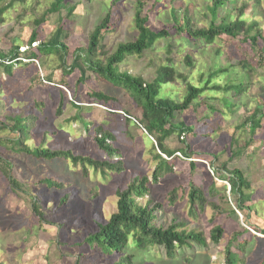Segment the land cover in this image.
I'll return each instance as SVG.
<instances>
[{
    "label": "rangeland",
    "instance_id": "1",
    "mask_svg": "<svg viewBox=\"0 0 264 264\" xmlns=\"http://www.w3.org/2000/svg\"><path fill=\"white\" fill-rule=\"evenodd\" d=\"M170 1L160 0L162 4H165L163 7L161 3L152 4V0H147L143 6V13L147 17L146 24L150 29L158 31L162 28H170L172 24L169 12ZM253 1L258 2L255 4L258 8L254 10L250 7L245 8L244 15L251 13L256 17L261 16L259 21L264 23V0H247V3H253ZM50 2L52 0H0V7H4L0 16L2 20L0 50L8 52L12 45L18 46L19 51L26 49L33 29H36L37 42L46 41L56 34L59 36L58 30L61 29L60 38L67 47L65 63L69 66L73 51L87 45L89 33L109 10L113 18L109 23V30L102 34L100 40L102 53H110L118 43L132 40L136 36L133 24L135 0H120L115 5H112L113 0H63L69 7H72L70 11L63 8L58 12L47 14L46 21L35 27L34 20L42 16ZM174 2L181 4L191 2L196 24L201 27L207 25L209 12L206 6L210 5L211 0H174ZM37 42L32 43L31 48ZM223 42L225 44H223L222 53L218 56L213 53L214 47L206 48L205 53V50L195 49L192 54L194 67L190 70L182 61L184 53H190V50L185 47L181 51L182 46L174 41V37L169 40L160 39L141 56L126 57L119 65V70L141 76L145 81L150 82L155 77L156 68L163 63L166 57H170L174 58L177 71L185 74L191 81H196L203 73L206 75L211 68L222 67L227 68L228 71L218 76L221 78V82H218L236 83L242 73L237 66V61L243 59L248 62L256 61L255 56H260L259 48L251 49L247 44H233L224 40ZM169 43L171 49L168 51ZM260 45L264 46V40L260 42ZM58 54L56 50L45 51L43 54L38 53V57L34 60L24 59L20 63L15 62L11 66L10 74L0 69V128H3L4 123H10L5 120L6 116L18 114L28 116L30 110L38 111L32 122L34 130L30 131L26 144L37 145L45 140L46 147L54 150L73 149L78 154H90L92 150L91 146L86 145L87 136H92L93 129L101 123L105 128L113 130L116 141L123 150L121 159L124 163V172L112 173L108 179L99 181V185L98 176L88 172L92 177L82 181L81 185H78L80 182L74 177L73 182L69 183L70 185H67L65 190L56 191L41 187L37 181L50 176L62 179L63 176L60 173L50 172L48 164L44 162L38 166L26 156H14L0 148V154L4 152L3 157L12 164L8 175H11L13 180L25 190V193L9 191V184L0 174V262L3 264H110L115 258L103 260L100 255L88 247L76 244L81 242L87 234L95 231L98 224L105 223L110 214L115 211L117 190L123 189L137 173H144L150 177L155 167V161L145 153L144 131L138 125L133 123V125L131 123L126 125L124 122V115L131 119L140 114L131 99L122 90L111 88L109 83L89 70L85 72L84 78L86 79L80 83H77L78 70L64 76L59 69ZM250 64H248L249 68L251 66L257 68L253 65L254 63ZM47 78H50L51 82L47 81ZM62 80L66 82L67 87L75 90L73 97L69 88L56 84ZM55 86L61 87L64 92L62 101L56 93ZM111 89V94L116 100L114 103L105 105L89 96L91 91ZM258 100L264 102V66L257 69L250 90L241 96L242 103L235 110L238 119ZM71 103L82 109L77 111ZM217 103V101L209 102L210 105ZM60 107L61 112L58 113ZM77 112L82 116V121L89 123L90 130L87 133H85L83 123L81 121L78 123L74 119ZM181 118L185 124H191L196 119L191 109L184 111ZM235 120H237L236 116L227 114L219 118L214 114L208 120V134L204 131L196 136H184L192 147L191 149L197 153L195 157L198 158L191 160L197 162V168L203 174L202 180L205 184L214 181L208 169V160L212 159L209 154H218L217 159L212 163L214 167L230 157L228 144ZM217 123L221 127L218 130L216 129ZM59 124L65 128L67 133L58 130L56 135L45 139L42 138L41 130H37V128L42 129L52 125L58 127ZM7 132L4 129L0 130V138L7 135ZM248 136V132L242 130H238L233 135L238 138L239 146H243L248 141ZM257 137V142L241 149L242 153L239 158H230L227 161L229 169L237 168L243 171L251 181L252 189L255 190L254 203L258 196L264 194V121ZM164 143L170 149L178 145L175 136H171ZM162 157L166 156L162 154ZM174 157L179 160L173 163L175 177L168 178L170 174L164 171L159 177V185L152 188L149 196L154 202L161 204L158 223L164 225L172 218L176 222L185 221L186 230L195 228L203 232L207 246L194 245L181 249L177 251L173 260L167 259L160 250L149 248L141 253L135 263L187 264L185 258L189 257L188 264H222L223 247L231 232L241 226L246 228L250 234L255 235L247 254V260L257 264L264 251V234L254 230L252 225L258 228L264 226V211L257 212L256 209V213L249 216V224L244 222L242 214L235 209L234 217L221 216L219 219L224 228L223 236L218 244L211 243L208 239L209 230L216 220L211 219L212 213L209 208L198 219L194 220L189 217L188 207L185 205L180 190L186 182L187 163L190 160L181 158L178 153H175ZM198 177L194 179L195 182H198ZM217 182L225 183L228 191L227 181L218 180ZM174 187L181 189L174 192V201L171 204L168 199ZM66 193L70 196L62 205L61 197ZM29 196H37L41 199L42 216L37 217L33 213ZM229 206L234 208V204L232 206L230 203Z\"/></svg>",
    "mask_w": 264,
    "mask_h": 264
},
{
    "label": "trees",
    "instance_id": "2",
    "mask_svg": "<svg viewBox=\"0 0 264 264\" xmlns=\"http://www.w3.org/2000/svg\"><path fill=\"white\" fill-rule=\"evenodd\" d=\"M119 1L113 0L112 5ZM146 3L147 0H135L133 24L136 36L134 39L118 43L110 53L101 52L102 45L100 42L102 34L109 30V23L113 18L110 10L89 33L87 45L73 51L69 66H66L65 63L67 47L60 38L61 29L58 30L59 36L56 34L43 42H37L36 29H33L29 35L26 49L19 51L18 46L12 45L8 52L0 50V69L7 74L11 73V66L15 62L20 63L24 59L34 60L38 57V53L43 54L45 51L56 50L59 52V69L64 76L78 70L77 83H80L86 79L84 75L89 70L98 78L109 83L111 88L118 91L122 90L140 112L139 116H133L131 119L124 115V122L126 125L128 123L138 125L144 131L145 153L149 154L151 159L155 161V167L150 177L144 173H137L123 189L117 190L115 193L117 197L115 211L110 214L105 223L98 224L95 231L87 234L81 242L76 244L88 247L100 255L103 260L115 258L110 264H136L135 261L141 253L149 248L160 250L167 259L173 260L177 251L181 249L194 245L207 246L206 236L203 232L197 231L195 228L186 230L184 228L186 226L185 221L176 222L172 218L170 222L164 225L158 223L159 215H161V204L149 198L152 188L159 185V177L164 171L170 174L168 178L175 177L173 163L179 161L174 157L175 153L190 161L187 160L188 175L183 188L174 187L168 202L172 204L174 192L181 189V195L188 207V215L191 219L200 218L202 213L209 208L212 213L211 219L216 220L209 230L208 239L211 243L218 244L223 236L224 228L219 219L221 216L234 217L236 215L235 209L242 214L244 222L249 224V216L256 213V209L257 212L264 211L262 209L264 207V194L258 196L254 203L255 190L252 189L251 181L244 175L243 171L227 167V161L230 158H239L242 148H247L250 144L257 142V135L263 127L264 102L261 100L247 109L240 119L235 114L236 108L242 103L241 96L248 93L252 86L257 69L264 66V46L260 45V42L264 40V23L259 21L261 16L256 17L255 14L251 13L244 15L245 8L250 7L254 10L258 8L255 5L258 2L253 1V3L249 2L248 4L247 0H238V3L237 0H211L210 5L206 6V10L209 12L208 23L201 27L194 21V10L191 2L181 4L171 0L169 4L172 20L170 30L162 28L158 31L150 29L146 24L147 17L143 13V6ZM151 3L159 4L161 2L160 0H152ZM162 6L164 7L165 4ZM63 8L68 11L72 9L63 0H52L42 16L34 20L35 27L46 21L47 14L58 12ZM3 11L4 7H0V16ZM258 13L260 14V11ZM1 21L0 19V23ZM173 37L176 43L181 44V51L185 47L190 50V53L185 52L182 56L184 65L190 70L194 67L192 54L195 49L205 50V53L206 48L214 47L213 53L218 56L222 53L223 44H225L223 40L233 44H247L251 49L257 47L260 56H255L256 61L253 62L244 59L237 61V66L242 70V73L236 83L230 81L220 83L221 78L218 76L228 71L227 68L222 67L211 68L206 75L203 73L196 81H191L185 74L177 71L174 58L170 57H166L163 63L156 68L155 77L150 82L145 81L141 76L119 70V65L126 57L141 56L158 40H169ZM36 42L37 44L33 46L34 50H32L31 44ZM167 48L168 51L171 49L170 43ZM250 63H254L253 65H256L257 68L253 66L249 68L248 64L251 65ZM46 80L51 82L50 78ZM56 84L66 86V82L63 80ZM67 88L70 89L73 97L75 90L69 86ZM111 91L112 89L91 91L89 96L96 102L107 105L116 101ZM56 93L62 101L64 92L61 87H56ZM211 101L218 103L210 105L209 102ZM71 105L77 111L82 109L74 103ZM189 109L192 110L196 119L191 124H185L181 114ZM37 112L30 110L28 116L19 114L6 116L5 120L10 123H4L3 128H0V130L8 131L7 135L0 138V148L5 149L11 155L14 154V156H26L38 166L44 162L48 164L50 172L54 171L63 176L62 179L53 176L43 177L37 181L38 185L51 190L62 191L66 189L67 185H70L69 183L73 182L74 177L79 180L78 185H81L82 181L92 177L90 174H93L98 176L99 185V181L108 179L112 173L124 172V163L121 159L123 150L116 141L113 130L105 128L101 123L93 129L92 136H87L86 145L91 146L92 150L90 154H78L73 149L54 150L46 147L45 140L37 145L26 144L30 137V131L33 129L34 123L32 122L36 118L35 113ZM60 112L61 107L58 110V113ZM214 114L219 118H223L227 114L236 116L237 120L233 124V131L228 144L230 157L214 167L212 163L217 159L218 154H209L212 159L208 160V169L214 181L205 184L202 180L203 174L197 168V162L191 160L198 158L195 157L197 153L191 149L192 147L187 143L184 136H196L204 133V131L208 134V120ZM74 119L78 123L80 121L83 123L85 133L90 130L88 128L89 123L82 121L79 112L75 114ZM216 125L217 130L221 128L219 123ZM37 130H41L42 138L45 139L56 135L58 130L67 133L60 124L58 127L52 125L42 129L37 128ZM238 130L249 134L248 141L243 146H239L238 138L233 137ZM171 136L176 137L178 144L174 149L168 148L164 143ZM1 153L0 174L9 184V191L25 193L21 185L13 180L11 175H8L12 164L3 157L4 152ZM162 154L166 157L163 158ZM168 158L171 159L168 160ZM176 163L178 164V162ZM196 177L199 179L198 182L194 180ZM215 179L227 181L228 191L225 183H219ZM69 196L66 193L61 197L60 203L62 205L66 203L65 200ZM29 197L32 201L33 213L37 217L42 216L41 199L37 196ZM230 203L232 206L234 204V208L229 206ZM252 228L264 234V226L258 228L252 225ZM254 236L241 226L232 231L222 250V264H254L247 260V254ZM187 258H185V263L188 264L190 258ZM0 264L3 263L0 262ZM257 264H264V251Z\"/></svg>",
    "mask_w": 264,
    "mask_h": 264
}]
</instances>
